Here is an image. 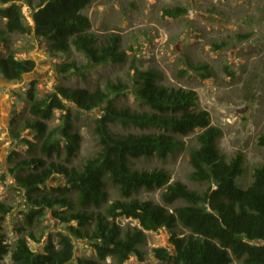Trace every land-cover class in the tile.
<instances>
[{"label":"trees","instance_id":"trees-1","mask_svg":"<svg viewBox=\"0 0 264 264\" xmlns=\"http://www.w3.org/2000/svg\"><path fill=\"white\" fill-rule=\"evenodd\" d=\"M95 1L0 0L2 78L19 82L35 68V60L17 58L10 43L16 34L31 33L45 40L52 55L75 50L85 57V65L56 64L62 77L78 72L86 79V69L125 63L120 35L90 32L83 11ZM23 5L30 9L32 25ZM186 12L178 6L163 9V15L171 18ZM192 69L203 79L212 76L207 64ZM36 84V80L28 82L25 93L30 116L24 128L32 134L20 139L25 154L9 156L8 171L25 192L28 210L22 225L14 227L18 236L11 244L0 234V264H124L132 257L143 261L140 247L146 232L160 229L169 234L170 245L153 248L159 264H264V162L254 167L246 188L237 184L244 156L237 152L228 159L220 150L223 131L212 124L209 111L199 107L195 90L165 86L155 68H135L131 84H58L41 96ZM129 88L138 101L136 108L116 103ZM96 108L102 113L90 126L95 150L76 164L82 143L81 114ZM57 110L62 111L61 122L51 127ZM192 134L196 144L188 146L184 137ZM258 145L264 147V132ZM184 151L192 168L189 178L205 185L203 190L171 182L164 168L136 165L153 158L165 161ZM54 177L63 183L50 186ZM158 189L162 203L138 197ZM112 191L117 199L111 200ZM10 210L0 201V214ZM47 210L65 224L67 232H56V237H47L41 251L33 250L29 239H36ZM122 218L136 225L124 227ZM73 238L86 241L94 255L75 258Z\"/></svg>","mask_w":264,"mask_h":264},{"label":"rangeland","instance_id":"rangeland-1","mask_svg":"<svg viewBox=\"0 0 264 264\" xmlns=\"http://www.w3.org/2000/svg\"><path fill=\"white\" fill-rule=\"evenodd\" d=\"M175 6L184 7L187 12L178 18L163 15L164 8ZM22 10L32 25L30 9L23 5ZM83 13L88 16L90 32L95 35H120L127 54L125 63L86 69V79L78 72L62 77L56 72V64L75 61L78 66L85 65V57L75 50L52 55L46 50V41L31 33L10 38L17 58H31L36 64L19 82H8L0 75V201L11 207L9 213L0 214V234L9 244L17 238L14 227L22 225L23 213L28 210L25 192L8 171L9 156L14 152L25 154L26 147L20 139L32 134L24 128L30 116L25 93L32 80L37 81L41 96L58 84L84 86L89 83L101 87L107 82L131 84L135 68H155L162 74L165 86L197 92L199 107L209 111L212 124L223 131L218 146L228 159L242 152L244 171L237 179L240 187L246 188L251 183L254 167L264 162V147L258 145V137L264 132V0H96ZM3 50L0 44V51ZM201 63L209 66L211 77L203 79L192 69V65ZM116 103L138 106L132 88L117 98ZM101 113L102 110L96 108L81 114L82 143L76 164L95 150L90 126ZM54 114L51 127L61 122L62 111ZM14 133H19L20 137L15 138ZM184 140L188 146L196 144L195 134ZM187 153L184 151L165 161L140 160L136 165L147 169L164 168L171 174V182L178 180L192 189L203 190L205 185L189 178L192 168ZM59 183L63 180L54 177L49 185ZM160 195L161 189H158L143 191L138 197L162 203ZM117 198V193L112 191L111 200ZM120 224L134 226L136 221L122 218ZM56 232L66 233L65 224L47 210L35 233L36 239H29L31 248L41 251L47 237H56ZM73 241L75 258L94 255L86 241L76 238ZM169 242L166 230L147 231L146 242L140 247L143 261L132 257L124 264H159L152 250L169 246Z\"/></svg>","mask_w":264,"mask_h":264}]
</instances>
